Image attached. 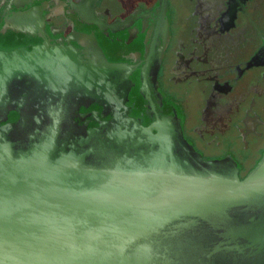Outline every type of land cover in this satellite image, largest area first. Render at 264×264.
<instances>
[{"label": "water", "instance_id": "95a60500", "mask_svg": "<svg viewBox=\"0 0 264 264\" xmlns=\"http://www.w3.org/2000/svg\"><path fill=\"white\" fill-rule=\"evenodd\" d=\"M14 4L0 20V264H264V150L243 176L233 156H203L153 62L128 75L94 38L63 45L43 3Z\"/></svg>", "mask_w": 264, "mask_h": 264}, {"label": "flooded vegetation", "instance_id": "af4514ba", "mask_svg": "<svg viewBox=\"0 0 264 264\" xmlns=\"http://www.w3.org/2000/svg\"><path fill=\"white\" fill-rule=\"evenodd\" d=\"M14 2L43 3L45 26L63 45L83 50L74 39L94 38L128 75L153 62L160 91L180 108L183 133L203 156H233L240 176L260 158L264 0H0V20L22 10Z\"/></svg>", "mask_w": 264, "mask_h": 264}, {"label": "rangeland", "instance_id": "374dc122", "mask_svg": "<svg viewBox=\"0 0 264 264\" xmlns=\"http://www.w3.org/2000/svg\"><path fill=\"white\" fill-rule=\"evenodd\" d=\"M231 142L228 140H224V146H230L233 150L236 151V147L232 144H230ZM243 161H246V163H251V161L254 159V156H242ZM248 165V164H247Z\"/></svg>", "mask_w": 264, "mask_h": 264}]
</instances>
